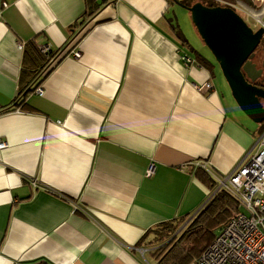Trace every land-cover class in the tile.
<instances>
[{
	"label": "crops",
	"instance_id": "obj_1",
	"mask_svg": "<svg viewBox=\"0 0 264 264\" xmlns=\"http://www.w3.org/2000/svg\"><path fill=\"white\" fill-rule=\"evenodd\" d=\"M174 5L0 0V112L44 66L30 45L64 55L24 109L0 113V264H155L150 231L211 198L197 170L218 181L254 153L261 128Z\"/></svg>",
	"mask_w": 264,
	"mask_h": 264
},
{
	"label": "trees",
	"instance_id": "obj_2",
	"mask_svg": "<svg viewBox=\"0 0 264 264\" xmlns=\"http://www.w3.org/2000/svg\"><path fill=\"white\" fill-rule=\"evenodd\" d=\"M217 1L219 0H205L203 5H209V7L222 6ZM221 1L231 5L241 1L253 6L250 0ZM179 2L186 7L193 6V0H179ZM95 14L96 12L92 14L87 12L85 17L90 20ZM63 57L61 52H50L48 55H44L36 46L30 45L25 51V61L27 62L28 59L34 63L43 61L44 66L38 71L23 69L17 99L8 109L0 113L24 109L26 98L38 89L44 78L50 74L51 67L57 65ZM257 85L264 88L263 84L257 83ZM197 177L212 192L211 198L194 216L167 223L150 231V234H154L152 243L154 250L151 253L155 264H198V260L214 242L219 232L239 211V205L234 197L225 190H218V183L209 172L199 168Z\"/></svg>",
	"mask_w": 264,
	"mask_h": 264
},
{
	"label": "built area",
	"instance_id": "obj_3",
	"mask_svg": "<svg viewBox=\"0 0 264 264\" xmlns=\"http://www.w3.org/2000/svg\"><path fill=\"white\" fill-rule=\"evenodd\" d=\"M257 26L264 28V7ZM50 50L48 45L41 48L44 55ZM75 56L79 58L80 53ZM210 88L208 85L207 89ZM38 93L42 95L43 92L40 89ZM4 147L5 144H1V148ZM149 174H152V168ZM217 183L218 190H225L234 197L239 211L219 232L198 264H264V134L258 139L254 153Z\"/></svg>",
	"mask_w": 264,
	"mask_h": 264
},
{
	"label": "water",
	"instance_id": "obj_4",
	"mask_svg": "<svg viewBox=\"0 0 264 264\" xmlns=\"http://www.w3.org/2000/svg\"><path fill=\"white\" fill-rule=\"evenodd\" d=\"M176 4L191 14L192 22L213 54L239 109L256 125H264V88L257 85L263 70L253 63L255 51L264 38V28L256 32L232 8L191 7Z\"/></svg>",
	"mask_w": 264,
	"mask_h": 264
},
{
	"label": "rangeland",
	"instance_id": "obj_5",
	"mask_svg": "<svg viewBox=\"0 0 264 264\" xmlns=\"http://www.w3.org/2000/svg\"><path fill=\"white\" fill-rule=\"evenodd\" d=\"M204 1L205 0H193L192 4L193 5L197 4V3L203 4ZM250 1H251V4L253 6H249L243 2H242L243 3L242 5H239L237 3H232L233 6H235L232 9L236 10L238 13H240L243 16V18H246L247 21L249 22L251 28L253 26L254 28L258 29L257 21L259 19L260 11L264 7V0H250ZM217 3H221L222 6H226L224 1L219 0V1H217ZM171 17L175 21V23H177V25H179L180 29L182 30L183 35L186 36V39L189 40L191 45L195 48V50L198 53L203 54L206 57H210V58L213 57L214 65L216 66L217 83H220V86H222V88L224 89V92H226L228 94V96H231L230 88H229V86H228V84H227V82H226V80L222 74V71L219 67V64L216 62L213 54L206 47V45L204 44V42L202 41V39L198 35V32L194 28V24H193L192 19H191V14L187 10H185L183 8H179V7L174 5L172 7ZM239 112H240V115H242V117H244V120L252 128H254L256 130L261 128L260 136H262L264 134V125L254 124L243 112H241V111H239Z\"/></svg>",
	"mask_w": 264,
	"mask_h": 264
},
{
	"label": "flooded vegetation",
	"instance_id": "obj_6",
	"mask_svg": "<svg viewBox=\"0 0 264 264\" xmlns=\"http://www.w3.org/2000/svg\"><path fill=\"white\" fill-rule=\"evenodd\" d=\"M206 7H209V5H205ZM215 7H219V6H215ZM220 7H225V8H229L227 6H220ZM210 8H214V7H210ZM235 12H237L236 10H234ZM238 13V12H237ZM242 18L243 16L238 13ZM245 20V22L250 26L249 22L247 21L246 18H243ZM251 27V26H250ZM261 27L254 28L252 26V29H254V31L256 32L257 30H259ZM253 63H255L257 65L258 69H262L263 70V75L261 78H259L257 80L256 83H258L259 85L263 84L264 85V38L262 39L261 43L259 44L258 48L255 51V57L253 59ZM263 105H264V101H262Z\"/></svg>",
	"mask_w": 264,
	"mask_h": 264
}]
</instances>
